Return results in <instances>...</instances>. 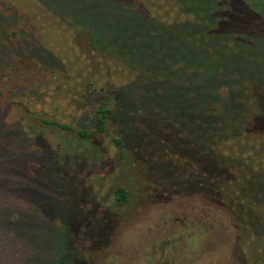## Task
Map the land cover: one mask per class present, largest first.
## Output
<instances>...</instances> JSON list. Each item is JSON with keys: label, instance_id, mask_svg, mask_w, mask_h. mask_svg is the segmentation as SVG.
<instances>
[{"label": "rangeland", "instance_id": "374dc122", "mask_svg": "<svg viewBox=\"0 0 264 264\" xmlns=\"http://www.w3.org/2000/svg\"><path fill=\"white\" fill-rule=\"evenodd\" d=\"M81 7L79 0H0V94L49 164L34 177L47 185L26 206L31 238L29 250L15 246L19 255L30 264H264V147L239 141L212 151L207 118L199 121L190 100L168 99L171 91L132 88L133 98L114 95L119 102L99 91L108 86L103 70L88 73L89 54L69 50L55 27ZM98 105L112 111L105 131L79 138L76 131L93 130ZM23 109L72 132L42 128ZM19 154L0 157V170ZM119 187L127 196L121 206L113 197Z\"/></svg>", "mask_w": 264, "mask_h": 264}, {"label": "trees", "instance_id": "16d2710c", "mask_svg": "<svg viewBox=\"0 0 264 264\" xmlns=\"http://www.w3.org/2000/svg\"><path fill=\"white\" fill-rule=\"evenodd\" d=\"M79 1L82 7L67 15V24L55 27L69 50L77 46L82 54H89L82 65L88 73L93 71L89 67L103 70L100 81L108 86L99 91L116 102L114 95L121 92L124 99L127 91H141L142 86L157 94L171 91L168 99L190 100L197 104L193 113L204 116L199 121L207 118L203 129L211 135L212 151L216 145L239 141L248 147H264V0ZM78 13L87 18L78 22L73 17ZM91 15H104L106 20L93 23L88 18ZM11 49L14 53V47ZM20 60L15 58L16 63ZM112 69L127 81L112 76ZM90 76L86 80L90 81ZM175 109L182 111L180 106ZM23 112L42 128L72 132L68 125L44 114L34 118L28 110ZM111 112L106 105H98L93 130H79L76 135L89 140L103 133ZM32 144L0 94V157L8 160L20 151L19 160L13 156L12 162L8 161L11 166L0 170V251L4 252L0 264L32 262L15 247L29 250L31 235L25 219L30 212L25 209L32 200H40L36 190L47 185L34 178L46 172L49 164L42 160V148L34 152ZM260 175L264 176V171ZM113 197L121 206L127 196L119 187ZM37 203L35 208H40ZM37 237L41 239L42 233Z\"/></svg>", "mask_w": 264, "mask_h": 264}, {"label": "flooded vegetation", "instance_id": "af4514ba", "mask_svg": "<svg viewBox=\"0 0 264 264\" xmlns=\"http://www.w3.org/2000/svg\"><path fill=\"white\" fill-rule=\"evenodd\" d=\"M126 201H127V198H126Z\"/></svg>", "mask_w": 264, "mask_h": 264}]
</instances>
